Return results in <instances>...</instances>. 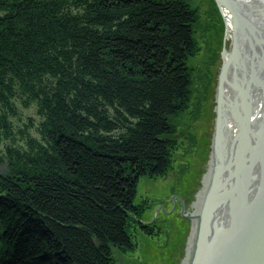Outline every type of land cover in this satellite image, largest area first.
<instances>
[{
	"label": "trees",
	"instance_id": "16d2710c",
	"mask_svg": "<svg viewBox=\"0 0 264 264\" xmlns=\"http://www.w3.org/2000/svg\"><path fill=\"white\" fill-rule=\"evenodd\" d=\"M202 1L0 0V264L134 251L138 186L164 178L185 143L204 79L191 63L222 24ZM18 99L36 107L39 140L32 120L15 132Z\"/></svg>",
	"mask_w": 264,
	"mask_h": 264
},
{
	"label": "water",
	"instance_id": "95a60500",
	"mask_svg": "<svg viewBox=\"0 0 264 264\" xmlns=\"http://www.w3.org/2000/svg\"><path fill=\"white\" fill-rule=\"evenodd\" d=\"M212 1L222 36L205 39L186 141L143 205L139 264H264V0Z\"/></svg>",
	"mask_w": 264,
	"mask_h": 264
},
{
	"label": "rangeland",
	"instance_id": "374dc122",
	"mask_svg": "<svg viewBox=\"0 0 264 264\" xmlns=\"http://www.w3.org/2000/svg\"><path fill=\"white\" fill-rule=\"evenodd\" d=\"M201 4L204 3L203 1H201ZM206 8H203L202 11H204ZM205 21V16L203 15V22ZM203 24V23H202ZM204 41H201L202 44V50L199 53V55L202 53L203 48H204ZM199 55L194 58V61L191 63L193 64V66L195 65V63L198 60ZM202 85V81L196 83V86L193 87V97H192V101H191V106H190V111L187 115V119L192 115V106L193 103L200 91ZM16 108L18 111V116L16 118H13V124H14V128H15V132L18 133L20 130L24 129V126L26 124H29V120H32L33 125L30 128V130L28 131V137L31 139H37L39 140L40 136L38 134V128L40 126L41 123V119L39 118V116L37 115V110L36 107L33 105L28 109H25L22 105V101L20 99L16 100ZM186 119V120H187ZM28 140L27 137H25L24 139H20V136H17V142L20 146H24L25 142ZM165 179H151V178H143L138 186L137 189V196H136V204L138 205H144V201H146L153 193H154V189L158 186H160L161 184H163ZM138 228L136 227L133 231H137ZM145 235H142L141 233H137L136 234H132V241L133 239H135L136 237L142 239L144 242H146L150 235H147L146 232H144ZM134 243V242H133ZM137 256V248L135 249V251L133 253H130L129 255L125 256V257H119V259L121 260V264H128L129 261L133 262L134 264H139V258L136 257ZM119 262V261H116ZM115 262V264H116Z\"/></svg>",
	"mask_w": 264,
	"mask_h": 264
},
{
	"label": "bare ground",
	"instance_id": "6f19581e",
	"mask_svg": "<svg viewBox=\"0 0 264 264\" xmlns=\"http://www.w3.org/2000/svg\"><path fill=\"white\" fill-rule=\"evenodd\" d=\"M168 174H169V172L166 174V176L164 177V178H162V179H165L167 176H168ZM137 196V195H136ZM137 222H138V224H139V228H138V230L137 231H133L132 233H131V235L132 234H136L137 235V233H141L142 235H145L144 234V232H146V233H149L148 231H150L148 228H144V227H142L141 225H140V223H139V220H137ZM152 234V233H151ZM130 235V236H131ZM132 238V237H131ZM134 251H135V249L137 248L136 247V245L134 244ZM133 251V252H134ZM133 252H131V253H133ZM130 253H128V254H125V255H119V257H125V256H127V255H129ZM119 257L118 258H116V261H119L120 263H121V260L119 259ZM115 261V262H116Z\"/></svg>",
	"mask_w": 264,
	"mask_h": 264
}]
</instances>
